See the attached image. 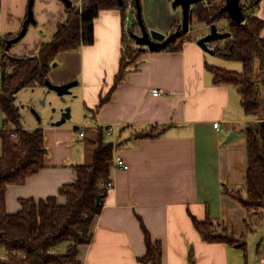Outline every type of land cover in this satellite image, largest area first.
<instances>
[{
	"label": "crops",
	"instance_id": "crops-1",
	"mask_svg": "<svg viewBox=\"0 0 264 264\" xmlns=\"http://www.w3.org/2000/svg\"><path fill=\"white\" fill-rule=\"evenodd\" d=\"M70 1L81 6L84 0ZM132 1L129 22L119 9L102 10L95 19L94 43L57 57L50 81L58 85L79 81L74 94L83 105L82 116L62 126L47 122L42 127L48 149L45 167L23 184L9 185L7 211L17 213L22 198L56 195L64 204L60 188L77 180L74 166L92 163L95 142L103 130L104 139L114 144L110 178L115 185L94 220L91 243L80 246L81 264H145L140 261L146 243L138 215L152 238L162 240L163 264H189L191 250L194 264H264V219L249 232L247 208L222 193V184L232 191L247 184L245 130L253 121H264V115H246L238 87L214 83L208 69L214 62L208 56L211 53L197 43L209 26L195 29L199 33L196 40L185 42L180 50L147 48L95 112L119 73L123 37L135 23ZM140 2L149 30L168 36L182 23V7L174 8L173 0ZM67 8L62 0H0V38L6 40V44L0 40V59L3 51L16 56L37 54L44 42L53 39L58 24L66 19ZM31 10L34 22H29L20 41L7 48V42L23 30ZM257 16L264 20V0ZM227 25L228 21H221L219 27L226 29ZM154 89L162 93L155 95ZM3 118L0 112V129ZM217 122L220 130L214 128ZM165 125L157 138L134 136L151 126ZM108 127L114 128L111 134ZM232 133L235 136L228 139ZM121 157L129 169L115 166ZM192 217L199 221L210 217L236 234H245L248 256L228 243L203 240ZM4 256L0 246V257Z\"/></svg>",
	"mask_w": 264,
	"mask_h": 264
},
{
	"label": "trees",
	"instance_id": "trees-1",
	"mask_svg": "<svg viewBox=\"0 0 264 264\" xmlns=\"http://www.w3.org/2000/svg\"><path fill=\"white\" fill-rule=\"evenodd\" d=\"M263 0H241L246 21L233 22L221 11L224 0H202L193 6L190 18V32L182 31V23L171 33L179 35L166 49L180 50L182 45L198 37L195 25L211 26L228 21L226 29L232 36L225 39L224 48L215 47V54L242 63V71H230L214 65L208 69L217 85L231 84L238 87L241 104L248 116L264 115V20L257 16ZM135 23L122 41V56L119 73L113 86L102 96L96 113L113 95L122 83L133 63L148 49L136 43L133 34H140L141 27L136 19L137 5L132 1ZM129 0H84L81 6L67 8L66 19L58 24L53 39L44 42L38 53L26 56L12 55L3 51L0 59V112H3V125L0 129V246L5 256L0 264H81L78 254L81 245L90 244L92 225L102 212L111 181V162L114 158V144L104 139L103 130L95 142L93 161L90 165L74 166L77 180L60 188L59 195L66 202L60 204L56 195L46 199L22 198L17 213L7 211L6 193L9 185H19L45 167L48 149L45 131L42 127L29 129L23 126L22 112L16 104V94L23 88L46 84L49 74L60 53L91 45L95 41V19L102 10L122 12L125 20ZM126 22V20H125ZM129 37V38H128ZM6 44L5 39H1ZM134 46V48H132ZM167 126H151L137 131L134 136L140 139L157 138ZM247 140V184L232 191L222 184V193L236 199L248 210L245 222L249 232L256 230L264 219V121H253L245 130ZM100 196V204L97 197ZM146 243V254L140 257L145 264H163L162 240L153 239L140 215ZM193 224L201 238L208 242L228 243L245 252L248 256V237L236 234L208 217L199 221L192 217ZM189 264H194V253H189Z\"/></svg>",
	"mask_w": 264,
	"mask_h": 264
},
{
	"label": "water",
	"instance_id": "water-1",
	"mask_svg": "<svg viewBox=\"0 0 264 264\" xmlns=\"http://www.w3.org/2000/svg\"><path fill=\"white\" fill-rule=\"evenodd\" d=\"M67 7L72 6V3L70 0H62ZM202 0H173L172 4L175 7L180 6L182 7V31L184 33L190 32V26H191V18L190 13L194 5L201 2ZM119 2L122 4L123 0H119ZM137 5V15L136 19L139 21L140 27H141V33L140 34H133L135 37L136 43L139 46L145 47L146 49H150L151 51H160L167 47L169 44H171L176 37L179 35L178 31L176 33H170V35H166L164 33H159L156 31L149 30L148 27L145 24V20H143L142 16V5L140 0H135ZM224 5L221 9L223 13H226L228 17L232 19L233 22H236L238 24H242L246 21V16L244 15V12L242 11V5L241 0H224ZM29 22H34V16L32 10L29 13L28 19L25 21V26L21 33L14 37L15 39L9 40L7 42V48L15 44L16 42L20 41L27 32V26L29 25ZM232 36L231 32L228 31H222L219 30V27L217 24H213L209 26V30L205 35L198 38L197 43L200 47H202L205 51L215 54V49L211 47L212 43L221 42L222 40H225L227 38H230ZM46 85L50 90H53L57 93L58 96L65 97L64 95H68L72 93V89L78 85L79 81L73 80L71 82H67L65 84H55L50 79H47ZM65 110V111H64ZM64 113L62 114L61 120L52 123L53 125L62 126L61 124L65 123L67 120L71 119L72 112L70 108L64 109ZM40 120V117H38ZM233 136H235L234 133L230 134L228 139H231ZM97 203L100 204L101 198L100 196L97 197Z\"/></svg>",
	"mask_w": 264,
	"mask_h": 264
},
{
	"label": "rangeland",
	"instance_id": "rangeland-1",
	"mask_svg": "<svg viewBox=\"0 0 264 264\" xmlns=\"http://www.w3.org/2000/svg\"><path fill=\"white\" fill-rule=\"evenodd\" d=\"M220 24H218L219 27ZM193 28H197L199 31H202L204 28L202 25H195ZM224 29L219 27V29ZM191 30V29H190ZM209 30V28H208ZM207 30V31H208ZM203 34V32H201ZM129 38V37H128ZM213 46L217 47H226L225 40L221 42L212 43ZM134 48V46L132 47ZM210 60L214 61L213 65L219 68H225L230 71H242V63L240 61H228L226 58L220 57L219 55L209 54ZM221 63V64H219ZM221 65V66H220ZM1 68H0V81H1ZM1 85V83H0ZM75 91H78L77 85L72 89V93L64 95L65 97H60L53 90H50L47 85L41 83L36 84L35 86L23 88L16 94V104L19 106L20 111L22 112V123L23 126L31 129L34 124L43 127L48 123L52 124L56 119L59 118L62 109L70 108L72 112L71 119L67 122H76L81 118L82 114V104L80 101L75 99ZM87 119L91 117L90 111L87 110ZM40 117V120L39 118ZM25 123V125H24ZM34 123V124H33Z\"/></svg>",
	"mask_w": 264,
	"mask_h": 264
},
{
	"label": "built area",
	"instance_id": "built-area-1",
	"mask_svg": "<svg viewBox=\"0 0 264 264\" xmlns=\"http://www.w3.org/2000/svg\"><path fill=\"white\" fill-rule=\"evenodd\" d=\"M130 5H131V3H130ZM132 6V5H131ZM131 10V8L129 7V11ZM125 20H127V22H129V14H127L126 15V19ZM128 34H129V31L127 32ZM214 44H211V47H213L214 49H215V47L213 46ZM152 93H154L155 95H159V94H161L162 93V91L161 90H158V89H154L153 91H152ZM214 128L216 129V130H220V128H221V124L220 123H215L214 124ZM113 130H114V128L113 127H108L107 128V133H109V134H111L112 132H113ZM84 134V131L83 130H80V135H83ZM115 166L116 167H118V168H125V169H129V167H128V164L125 162V160L121 157V158H118L116 161H115ZM110 184H109V188L111 189V188H114V182L111 180L110 182H109Z\"/></svg>",
	"mask_w": 264,
	"mask_h": 264
},
{
	"label": "flooded vegetation",
	"instance_id": "flooded-vegetation-1",
	"mask_svg": "<svg viewBox=\"0 0 264 264\" xmlns=\"http://www.w3.org/2000/svg\"><path fill=\"white\" fill-rule=\"evenodd\" d=\"M66 109V108H65ZM64 109H62V111H61V114L59 115V118L58 119H56L54 122H57V121H59V120H61V117H62V114L64 113V111H63Z\"/></svg>",
	"mask_w": 264,
	"mask_h": 264
}]
</instances>
